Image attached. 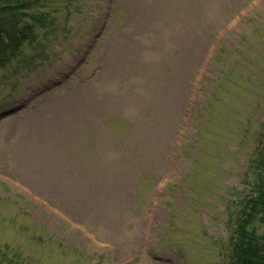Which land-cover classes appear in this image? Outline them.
<instances>
[{"label": "rangeland", "instance_id": "374dc122", "mask_svg": "<svg viewBox=\"0 0 264 264\" xmlns=\"http://www.w3.org/2000/svg\"><path fill=\"white\" fill-rule=\"evenodd\" d=\"M54 1L0 64V264H230L264 0Z\"/></svg>", "mask_w": 264, "mask_h": 264}, {"label": "trees", "instance_id": "16d2710c", "mask_svg": "<svg viewBox=\"0 0 264 264\" xmlns=\"http://www.w3.org/2000/svg\"><path fill=\"white\" fill-rule=\"evenodd\" d=\"M54 0H0V64L11 61L27 42L48 27L47 10ZM250 171L255 174L250 192L239 199L229 240L230 264H264V141L257 148ZM250 169V168H249Z\"/></svg>", "mask_w": 264, "mask_h": 264}]
</instances>
